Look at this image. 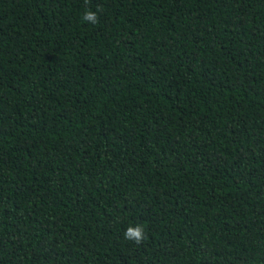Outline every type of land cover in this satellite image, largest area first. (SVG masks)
Returning <instances> with one entry per match:
<instances>
[{"label":"trees","instance_id":"trees-1","mask_svg":"<svg viewBox=\"0 0 264 264\" xmlns=\"http://www.w3.org/2000/svg\"><path fill=\"white\" fill-rule=\"evenodd\" d=\"M0 264H264V0H0Z\"/></svg>","mask_w":264,"mask_h":264},{"label":"clouds","instance_id":"clouds-1","mask_svg":"<svg viewBox=\"0 0 264 264\" xmlns=\"http://www.w3.org/2000/svg\"><path fill=\"white\" fill-rule=\"evenodd\" d=\"M83 20L91 24H97L99 22L97 13L91 10H88L84 13ZM124 237L125 239L133 241L136 244L142 243L146 238L144 228L140 225H137L135 228H127V230L124 232Z\"/></svg>","mask_w":264,"mask_h":264}]
</instances>
